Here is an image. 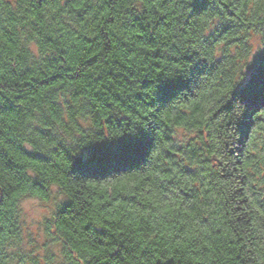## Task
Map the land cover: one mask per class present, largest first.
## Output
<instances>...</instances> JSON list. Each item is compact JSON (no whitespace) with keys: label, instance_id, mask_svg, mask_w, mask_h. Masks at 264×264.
I'll use <instances>...</instances> for the list:
<instances>
[{"label":"trees","instance_id":"1","mask_svg":"<svg viewBox=\"0 0 264 264\" xmlns=\"http://www.w3.org/2000/svg\"><path fill=\"white\" fill-rule=\"evenodd\" d=\"M190 13L0 0V264H264V0ZM53 186L41 254L19 205Z\"/></svg>","mask_w":264,"mask_h":264},{"label":"rangeland","instance_id":"2","mask_svg":"<svg viewBox=\"0 0 264 264\" xmlns=\"http://www.w3.org/2000/svg\"><path fill=\"white\" fill-rule=\"evenodd\" d=\"M62 198L63 195L53 186L51 196L47 200L27 196L20 201L24 247L37 248L41 254L45 252V243L48 239L46 225L52 220L56 205ZM60 248L59 243L54 244L51 248L55 254L56 261L61 260Z\"/></svg>","mask_w":264,"mask_h":264},{"label":"snow or ice","instance_id":"3","mask_svg":"<svg viewBox=\"0 0 264 264\" xmlns=\"http://www.w3.org/2000/svg\"><path fill=\"white\" fill-rule=\"evenodd\" d=\"M201 4H202V0H190V7L192 9V13L190 14H195L196 12H198ZM262 38H264V34H262ZM258 59L261 66L264 67V52L259 54ZM168 87L169 86L167 82L161 81L159 85L161 94H165L168 90ZM261 178L264 179V173L261 174ZM260 192H264V185H262L259 190L254 192V195L256 196V203L261 208H264V196L260 195ZM262 215H264V213H262Z\"/></svg>","mask_w":264,"mask_h":264},{"label":"water","instance_id":"4","mask_svg":"<svg viewBox=\"0 0 264 264\" xmlns=\"http://www.w3.org/2000/svg\"><path fill=\"white\" fill-rule=\"evenodd\" d=\"M42 0H38V2H41ZM74 163L76 166L80 165L83 161L82 156H73Z\"/></svg>","mask_w":264,"mask_h":264}]
</instances>
